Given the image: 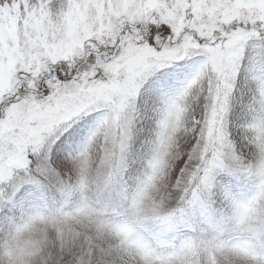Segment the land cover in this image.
Here are the masks:
<instances>
[{
  "label": "snow or ice",
  "instance_id": "snow-or-ice-1",
  "mask_svg": "<svg viewBox=\"0 0 264 264\" xmlns=\"http://www.w3.org/2000/svg\"><path fill=\"white\" fill-rule=\"evenodd\" d=\"M260 128L264 0H0V230L54 262L264 264Z\"/></svg>",
  "mask_w": 264,
  "mask_h": 264
},
{
  "label": "trees",
  "instance_id": "trees-1",
  "mask_svg": "<svg viewBox=\"0 0 264 264\" xmlns=\"http://www.w3.org/2000/svg\"><path fill=\"white\" fill-rule=\"evenodd\" d=\"M258 142L264 145V128L258 130ZM264 147V146H262ZM94 159L89 157L88 155L79 156L78 155L70 160V164L73 169L83 168L82 171L88 174H94L95 169L93 168ZM75 169V170H76ZM75 172V171H73ZM20 219V218H19ZM17 219V221H19ZM123 227L119 228L121 233H125L123 231ZM80 232L82 235H90L94 239V244L96 247H100L101 245H108L110 240L107 236L102 234L98 235L95 231V228L91 224L82 223L80 224ZM8 226H5L2 230H0V248H4L6 246L7 237H8ZM40 234L41 231L33 234L30 239L32 242H28V245L24 246L23 249L14 246L12 247V251L14 252V257H20L21 264H59L58 261H53V249L58 244V237H52L50 239L48 236V232L46 231L43 235L37 237V234ZM0 257H9L8 253L6 255L0 254ZM1 264H8L7 261L2 262Z\"/></svg>",
  "mask_w": 264,
  "mask_h": 264
},
{
  "label": "rangeland",
  "instance_id": "rangeland-1",
  "mask_svg": "<svg viewBox=\"0 0 264 264\" xmlns=\"http://www.w3.org/2000/svg\"><path fill=\"white\" fill-rule=\"evenodd\" d=\"M172 113H173L172 119L174 121L178 122L182 118V110L179 104H174L172 106ZM167 130H168V126L166 125L164 127V131L167 132ZM257 141H258V136H257ZM75 169H73L72 167V170L75 172L81 171L83 168H77L76 170ZM8 230L9 233L7 237V242H4L6 243V246H4V248L3 247L0 248V254L6 255L8 253L9 257H0V264L4 261H7L8 264H21V262H19L21 258L14 257V252L12 251V247L17 246L23 249L24 246L28 245V242H32L30 237L38 231H41V233L40 234L38 233L36 235L37 237L43 235L46 231L48 232V236L50 239H53L52 237H57L54 234V229L51 223L45 222L43 219H39V220L30 219L29 215L27 214L22 218H20L19 221H17L16 223L12 224L11 226H8ZM123 231L127 232V229L124 228ZM242 251L246 252L247 249L244 248L242 249Z\"/></svg>",
  "mask_w": 264,
  "mask_h": 264
}]
</instances>
